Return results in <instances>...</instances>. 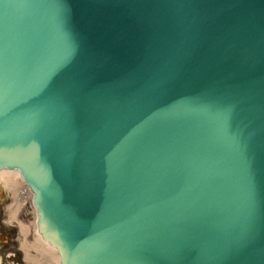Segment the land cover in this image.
Wrapping results in <instances>:
<instances>
[{
    "label": "water",
    "instance_id": "obj_1",
    "mask_svg": "<svg viewBox=\"0 0 264 264\" xmlns=\"http://www.w3.org/2000/svg\"><path fill=\"white\" fill-rule=\"evenodd\" d=\"M0 170L61 264H264V0H0Z\"/></svg>",
    "mask_w": 264,
    "mask_h": 264
},
{
    "label": "rangeland",
    "instance_id": "obj_2",
    "mask_svg": "<svg viewBox=\"0 0 264 264\" xmlns=\"http://www.w3.org/2000/svg\"><path fill=\"white\" fill-rule=\"evenodd\" d=\"M8 178H7V177ZM6 177V178H5ZM15 182L18 186H21L22 180L20 175L9 172V171H0V185H8ZM16 185V184H15ZM21 191V190H20ZM9 190L3 193V196L0 197V264H53L48 254V251H52L50 247L43 246L37 235L34 231V226L36 224L35 218L36 215L32 213L34 207L32 205V199L26 194L22 195V203L25 201L23 210L20 214L21 223L26 225L28 228V241L39 243L38 249L32 250L30 256L29 254H24L21 252L22 243H24V237L20 234L19 223L14 222L13 224L4 223V219L8 218L9 214L12 213V206L15 207L16 199L9 193ZM33 207V210H32ZM25 251V250H24ZM49 260H48V257ZM38 261H33V259ZM57 264V262L55 263Z\"/></svg>",
    "mask_w": 264,
    "mask_h": 264
},
{
    "label": "bare ground",
    "instance_id": "obj_3",
    "mask_svg": "<svg viewBox=\"0 0 264 264\" xmlns=\"http://www.w3.org/2000/svg\"><path fill=\"white\" fill-rule=\"evenodd\" d=\"M13 173H16V174L18 175V172H13ZM6 177H7V176H6ZM6 177H5V178H6ZM8 177H9V176H8ZM8 177H7V178H8ZM14 211H16V209H15ZM24 236H25V234H24ZM25 249H26V248H25ZM52 251H53V250H52ZM26 253L29 254L28 256L32 255V254H31V251H30L29 249H26ZM48 254H51V251H48ZM53 256H54V251H53V254L50 255V258H51V260H52V263L55 264V263L57 262V259H55ZM47 257H48V256H47ZM48 260H49V257H48ZM33 261L35 262V261H37V260L34 258ZM37 263H38V261H37ZM41 264H42V263H41Z\"/></svg>",
    "mask_w": 264,
    "mask_h": 264
}]
</instances>
